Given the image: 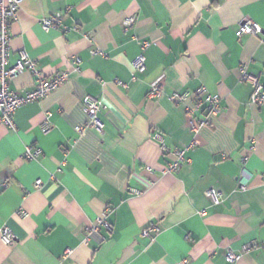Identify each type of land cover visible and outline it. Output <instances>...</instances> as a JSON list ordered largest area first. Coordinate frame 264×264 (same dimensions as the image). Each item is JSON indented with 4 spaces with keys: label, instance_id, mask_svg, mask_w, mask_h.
<instances>
[{
    "label": "crops",
    "instance_id": "crops-1",
    "mask_svg": "<svg viewBox=\"0 0 264 264\" xmlns=\"http://www.w3.org/2000/svg\"><path fill=\"white\" fill-rule=\"evenodd\" d=\"M55 13L78 30H43L39 20ZM245 21L261 33L236 37ZM9 33V65L25 52L42 77H69L17 109L16 132L0 123V228L15 237L0 239V264H229L228 250L240 255L232 264H264V102L250 103L239 79L246 65L264 87V0H21ZM35 79L24 72L11 88ZM200 87L220 97L221 112L194 137L185 107L204 98ZM183 92V102L169 99ZM85 96L102 103V132L74 130L88 124ZM193 138L190 162L168 173ZM27 147L39 150L32 160ZM211 188L222 204L211 205ZM100 218L111 230L87 231ZM150 224L152 239L142 234Z\"/></svg>",
    "mask_w": 264,
    "mask_h": 264
},
{
    "label": "built area",
    "instance_id": "built-area-1",
    "mask_svg": "<svg viewBox=\"0 0 264 264\" xmlns=\"http://www.w3.org/2000/svg\"><path fill=\"white\" fill-rule=\"evenodd\" d=\"M21 0H0V123L7 129L16 132L17 127L14 121V114L21 106L31 102L39 101L50 93L58 89L69 77L68 71H63L53 76L46 78L42 77L40 72L36 68V62L31 59L25 52L19 54L18 59L13 65H9V54H10V26L17 20V11ZM136 22V17H128L124 20V25L130 28ZM39 23L43 30L48 31L50 29H61L63 32L75 30L77 27H67L63 24V16L60 13L52 14L48 17H44L39 20ZM261 33V28L258 24L251 21H245L240 24L238 29L235 31L236 37L243 35H258ZM147 47V43H143L142 49ZM93 54L101 53L96 50L92 51ZM80 63L79 57L72 59L71 65L73 70L78 69ZM134 68L137 73H143L145 71V56L139 54L134 60ZM29 72L36 79L32 88L25 92H18L11 88V81L23 74ZM240 81L249 82L252 87V93L250 95V103L260 106L264 102V87L259 82L257 76H251L247 73L246 65L239 67ZM132 79H135L133 76ZM158 88L156 84H153L148 96L156 97L158 95ZM204 95L203 99H199L193 109L185 107L186 114L189 118V129L194 137H196L202 127L208 124L210 118L217 117L221 112L220 97L218 95H212L206 93L204 87H200L196 90V96ZM188 97L187 92L183 93H172L169 95L171 101L183 102ZM81 107L85 116L87 117V126H75L74 130L77 135H82L85 129L92 128L98 132H102L104 125L98 118V113L102 108L100 100L95 99L91 96H85L81 100ZM199 112V116L196 113ZM48 129V124L43 125V131ZM155 138L160 140L159 135H155ZM196 141L193 138L188 147L184 150L177 152V160L167 165L166 171L173 173L184 163H189L190 160L185 159L184 153L193 148L196 145ZM164 150V147L161 146ZM39 154V150H33L32 147H27L23 154V158L27 160L34 159ZM41 182L37 180L35 186H39ZM4 187L6 184L3 185ZM244 188V185H241ZM131 193L135 196H139L141 193L138 190L131 189ZM205 195L210 199L211 205L222 204L225 200L224 195L216 189H208ZM21 218L26 217L27 213L23 210H19L17 213ZM204 214V212L202 213ZM103 227L105 230L110 231L111 227L107 222L106 218H100L97 220L96 226L88 228L87 231L96 230L97 227ZM158 228L154 224H150L146 229L142 231L144 236L151 238V234L156 233ZM0 239L4 245H12L15 241V237L12 232L6 227L0 228ZM152 239V238H151ZM252 248H259L255 243L243 246V251H249ZM264 250V243L261 246ZM240 258V255L234 253L232 250H228L225 255L227 263L232 264ZM183 264L187 263V260H183Z\"/></svg>",
    "mask_w": 264,
    "mask_h": 264
}]
</instances>
